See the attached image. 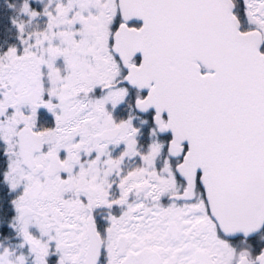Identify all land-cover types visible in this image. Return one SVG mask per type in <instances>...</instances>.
<instances>
[{
  "label": "snow or ice",
  "instance_id": "obj_1",
  "mask_svg": "<svg viewBox=\"0 0 264 264\" xmlns=\"http://www.w3.org/2000/svg\"><path fill=\"white\" fill-rule=\"evenodd\" d=\"M0 264H264V0H0Z\"/></svg>",
  "mask_w": 264,
  "mask_h": 264
}]
</instances>
